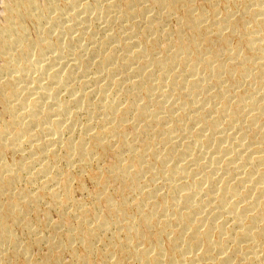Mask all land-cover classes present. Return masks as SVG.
<instances>
[{
    "label": "bare ground",
    "instance_id": "obj_1",
    "mask_svg": "<svg viewBox=\"0 0 264 264\" xmlns=\"http://www.w3.org/2000/svg\"><path fill=\"white\" fill-rule=\"evenodd\" d=\"M2 9L0 264H264V0Z\"/></svg>",
    "mask_w": 264,
    "mask_h": 264
},
{
    "label": "rangeland",
    "instance_id": "obj_2",
    "mask_svg": "<svg viewBox=\"0 0 264 264\" xmlns=\"http://www.w3.org/2000/svg\"><path fill=\"white\" fill-rule=\"evenodd\" d=\"M9 1H12V0H9ZM9 1L8 0H0V9L2 7L4 8V6L6 5V3L9 2ZM1 12H3V9H2V11L0 10V22L2 23L3 22L2 20H4V16H1L2 15ZM9 158H11V156ZM90 188H91V185H90Z\"/></svg>",
    "mask_w": 264,
    "mask_h": 264
}]
</instances>
